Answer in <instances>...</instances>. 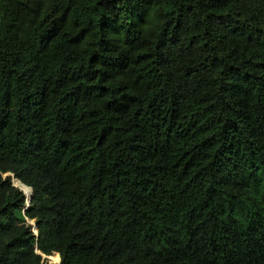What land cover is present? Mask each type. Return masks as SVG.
<instances>
[{
	"label": "trees",
	"instance_id": "1",
	"mask_svg": "<svg viewBox=\"0 0 264 264\" xmlns=\"http://www.w3.org/2000/svg\"><path fill=\"white\" fill-rule=\"evenodd\" d=\"M42 255L264 264V0H0V264Z\"/></svg>",
	"mask_w": 264,
	"mask_h": 264
},
{
	"label": "water",
	"instance_id": "2",
	"mask_svg": "<svg viewBox=\"0 0 264 264\" xmlns=\"http://www.w3.org/2000/svg\"><path fill=\"white\" fill-rule=\"evenodd\" d=\"M8 174H4V176H7ZM16 181H19L18 179H16L13 175H11V183H12V185L13 186H15V187H17L20 191H22L24 194H25V196H26V198H27V203H26V207L29 205V201L31 200V198H32V194H33V191H32V189L30 188V187H28L27 186V188H29L30 189V194H29V196L27 197V195H26V193H25V191H23V190H21L17 185H16ZM20 182V181H19ZM23 184V183H22ZM24 186H26L25 184H23ZM32 224H33V231H34V233H35V235L37 234V231H36V225H35V223L34 222H32ZM42 257L43 258H46L47 256H45V255H42ZM52 264H54V263H52Z\"/></svg>",
	"mask_w": 264,
	"mask_h": 264
},
{
	"label": "rangeland",
	"instance_id": "3",
	"mask_svg": "<svg viewBox=\"0 0 264 264\" xmlns=\"http://www.w3.org/2000/svg\"><path fill=\"white\" fill-rule=\"evenodd\" d=\"M26 222H27L28 224H30V225L32 226V229H33V224H32V222H30V221H28V220H26ZM46 258L48 259L49 263H53V261H52L49 257H46Z\"/></svg>",
	"mask_w": 264,
	"mask_h": 264
}]
</instances>
